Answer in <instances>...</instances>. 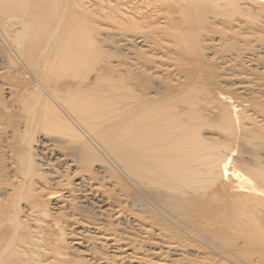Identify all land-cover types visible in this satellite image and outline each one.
I'll use <instances>...</instances> for the list:
<instances>
[{
  "label": "bare ground",
  "instance_id": "obj_1",
  "mask_svg": "<svg viewBox=\"0 0 264 264\" xmlns=\"http://www.w3.org/2000/svg\"><path fill=\"white\" fill-rule=\"evenodd\" d=\"M261 51L264 0H0V264H264V160L182 81L222 66L261 96L217 87V127L264 138Z\"/></svg>",
  "mask_w": 264,
  "mask_h": 264
},
{
  "label": "rangeland",
  "instance_id": "obj_2",
  "mask_svg": "<svg viewBox=\"0 0 264 264\" xmlns=\"http://www.w3.org/2000/svg\"><path fill=\"white\" fill-rule=\"evenodd\" d=\"M215 27L218 28H223V25H217ZM250 35V34H249ZM219 41H222V45L223 48L228 49L231 48V45L229 44V42L226 39H221V37L218 38ZM102 43H104L102 41ZM137 47V46H136ZM224 49V50H225ZM223 50V49H222ZM115 54L118 55L119 58H122L124 55V52L119 51V50H115V51H111ZM262 56H261V55ZM212 57L214 56H218L219 55V51H213L211 53ZM260 55L259 57L262 58L263 63H264V53L263 51L257 52V56ZM218 66L217 64H215L212 67H191L188 70V73L186 75L183 76L182 81L185 83V85L188 87L189 90L192 91V99L191 102H193L194 104H192V107L196 113V115H198L199 118H203L206 126L204 127L205 131L203 133V136L206 138H209L210 140L214 139L217 142L221 143L223 146H227L226 148L228 149H233V152H229V155L227 157V162H238L237 161V156H239V153H237V151L235 149H239L240 151H243L244 149L248 150V147H252L253 149L248 150L249 154H250V158L253 159H257V158H261L264 160V138H259V139H253L252 138V134L248 135L245 134L243 132H238L237 131V135L236 137H234V139L231 136H227L225 134H223L219 127H217V122L216 120H218V116H220V109L216 107V105L214 103H211L210 98H212V93L213 91L218 87L221 91H223L224 93H230L232 95H234V97L236 98L235 100L240 104V105H244V101L246 102H254L255 104L258 103L259 101H256L258 99V97H260V94H256L257 96H246V95H241L238 92V83L235 81H232L233 79H231L230 81H228L229 79L227 78V80H222L224 79V75L225 73H223V71L221 70V67L219 70H215V67ZM255 68V67H254ZM240 71V73H236V75L233 77L234 79L241 74L244 70H238ZM161 76V73L155 74L154 76ZM165 78L166 80L173 81V77L172 76H168L165 74ZM220 84V86H219ZM235 84V85H233ZM156 86V85H155ZM166 96L170 97L173 95V93H169V92H163ZM254 100V101H253ZM219 138V139H218ZM1 157L2 155L0 154V163L3 164V162H1ZM53 163V162H52ZM7 174L5 173L4 175L0 173V201H3L5 203H9L7 201L8 198V194L10 192L6 191V188L9 187L10 182L7 181ZM2 179V180H1ZM49 180V178H45V182H43V186L44 189L47 190L46 187H51L47 184V181ZM8 182V183H7ZM48 185V186H46ZM5 197V198H4ZM75 204L78 201H75ZM48 211L51 213H54L53 208L49 205ZM76 209V208H75ZM90 209H87L86 211H88ZM97 210V209H96ZM84 211V212H83ZM85 210L82 209V212H79L80 214V218H82V220L87 219L88 217H93L95 216V219L97 221H101V219L108 218L109 217V221L110 220V215L111 212L110 211H105L102 212L100 215H89L88 212H86ZM86 212V213H85ZM105 214V216L103 215ZM85 215V216H84ZM104 217H103V216ZM87 217V218H85ZM116 224V223H113ZM110 225V223H109ZM126 225V226H125ZM69 227V226H68ZM117 227H119L118 231L120 233H123V229L122 227H130L127 224L123 223L120 225H117ZM121 227V228H120ZM128 235V234H127ZM70 236V235H69ZM69 236L67 238H69ZM77 257L76 253H71V257ZM72 257V258H73ZM73 258V259H76Z\"/></svg>",
  "mask_w": 264,
  "mask_h": 264
}]
</instances>
